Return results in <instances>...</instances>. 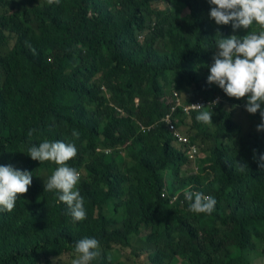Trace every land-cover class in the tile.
Instances as JSON below:
<instances>
[{
    "label": "trees",
    "instance_id": "obj_1",
    "mask_svg": "<svg viewBox=\"0 0 264 264\" xmlns=\"http://www.w3.org/2000/svg\"><path fill=\"white\" fill-rule=\"evenodd\" d=\"M212 7L0 0V165L32 173L13 211L0 212V264H71L85 237L99 241L92 264H264L253 255L264 250L260 111L207 81L220 36L260 29L217 25ZM167 87L187 104L222 97L201 109L212 110L211 124L197 122L198 111L177 112L186 145L160 121L170 112ZM74 130L68 166L80 173L87 213L78 222L44 191L57 165L27 154L44 140L73 142ZM185 190L214 197L215 210L190 212Z\"/></svg>",
    "mask_w": 264,
    "mask_h": 264
},
{
    "label": "clouds",
    "instance_id": "obj_2",
    "mask_svg": "<svg viewBox=\"0 0 264 264\" xmlns=\"http://www.w3.org/2000/svg\"><path fill=\"white\" fill-rule=\"evenodd\" d=\"M60 2L61 0H46L47 5H59ZM208 2L215 6L210 9L209 15L217 25L231 23L234 30L251 29L254 24L259 26V32L248 31L242 38L236 35L228 38L220 36L215 41L217 51L213 55L214 62L209 67L210 74L207 81L218 85L229 97L237 99L247 97L245 105L247 112L255 114L258 110L260 111L261 123L256 125V129L257 131L264 130V108H262L264 104V0H208ZM178 95L184 104L192 105V103H185L181 95L179 93ZM172 98L173 95L169 101L170 108ZM193 106V111H198L195 117L197 122L205 125L213 123L212 110L201 111L202 105ZM179 110L184 113L182 107H179L177 112ZM177 112L171 117H168L170 112L167 113L160 121L166 124L174 143L186 145L189 142V136L183 133L184 130L186 131V126L180 125ZM191 113L192 111L184 114L189 116ZM34 132L35 129H30L27 135L31 137ZM177 134L186 141H180ZM79 136L80 133L74 130L71 143L44 140L38 146L33 145L27 150L31 159L41 163L50 161L57 165L54 172L44 182V191L58 194V200L68 206L74 222L83 221L87 216L84 198L76 187L80 180V173L68 166V161L77 155L75 140H78ZM193 147H196V153H193ZM199 153L196 144L188 150L190 157H197ZM259 160L264 161V155H261ZM191 166L199 167L196 162H193ZM259 166L264 168V163H260ZM31 176L32 173L29 171H21L11 165H0V212L13 211L16 201L28 191L32 183ZM183 195L184 199L189 202L188 210L192 213L210 215L215 210L217 202L210 195L191 190H185ZM74 252L77 258L73 259L71 264H92L101 254L99 241L96 238H82L75 243Z\"/></svg>",
    "mask_w": 264,
    "mask_h": 264
},
{
    "label": "built area",
    "instance_id": "obj_3",
    "mask_svg": "<svg viewBox=\"0 0 264 264\" xmlns=\"http://www.w3.org/2000/svg\"><path fill=\"white\" fill-rule=\"evenodd\" d=\"M219 99H216L213 103H211L210 101L205 102V104L201 103V102H196V103H192V105H186L183 103L182 99L180 98V96L178 95V93H174L173 94V98H172V106L170 108V113L168 114V117H171L172 114L176 113L179 107L183 108L184 113L189 114L191 111H193L194 106L193 105H207L210 108H212V104L215 105L216 103H218ZM202 109V108H201ZM200 109V110H201ZM168 119V118H167ZM173 128V126H171ZM177 136L179 137L180 141H186L185 138H183L182 136H180L179 134H177ZM193 153H196V147L192 148Z\"/></svg>",
    "mask_w": 264,
    "mask_h": 264
},
{
    "label": "rangeland",
    "instance_id": "obj_4",
    "mask_svg": "<svg viewBox=\"0 0 264 264\" xmlns=\"http://www.w3.org/2000/svg\"><path fill=\"white\" fill-rule=\"evenodd\" d=\"M99 75H100V74H99ZM99 75H98V77H99ZM168 88H169V87H167V89H166V90H167V94H166L165 96L163 95L164 98L166 99V102H167V101H171L170 99H171L172 95L174 94V93H173V94L171 95V92H172L171 89H172V88H170L171 92H170V90H168ZM168 91H169V92H168ZM107 95H108L107 97L109 98V97H110V94L107 93ZM163 96H162V97H163ZM175 144H177V143L175 142ZM255 241L257 242V244H261L258 240H255ZM231 250H232L233 253H236V251H237L235 248H232ZM262 250H263V247H261V249H260L259 252H254L253 255L255 254L257 257H262V258L264 259V250H263V251H262ZM261 253H263V255H262ZM260 260H261V259H260Z\"/></svg>",
    "mask_w": 264,
    "mask_h": 264
}]
</instances>
